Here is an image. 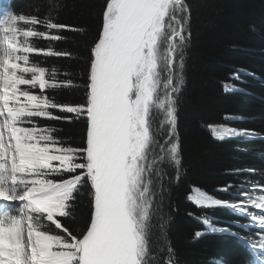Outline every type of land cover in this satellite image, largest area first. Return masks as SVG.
<instances>
[{"label": "snow or ice", "instance_id": "obj_1", "mask_svg": "<svg viewBox=\"0 0 264 264\" xmlns=\"http://www.w3.org/2000/svg\"><path fill=\"white\" fill-rule=\"evenodd\" d=\"M187 11L184 0H105L91 47L86 106L52 102L44 91L57 83L46 79L44 67L29 63L28 54L44 51L31 46L29 38L62 37L31 27L42 23L35 16L5 11L0 17V203L10 206L0 213V264H152L154 177H162L163 162L177 167L181 162L175 94L183 84ZM20 22L29 27L21 28ZM43 23L48 30L69 27L50 18ZM37 87L40 94L31 91ZM54 108L86 115V146H63L50 129L36 125L33 118L65 119L49 111ZM153 108L164 110L163 144L152 131ZM209 127L220 140L257 135ZM64 173L73 175L51 178ZM85 182L92 201L81 238L57 217L70 215V202ZM193 192L189 199L198 207L222 203L199 189ZM226 206L246 212L259 225L264 249V194ZM249 208L260 210L259 215ZM45 220L59 232L43 230Z\"/></svg>", "mask_w": 264, "mask_h": 264}, {"label": "trees", "instance_id": "obj_2", "mask_svg": "<svg viewBox=\"0 0 264 264\" xmlns=\"http://www.w3.org/2000/svg\"><path fill=\"white\" fill-rule=\"evenodd\" d=\"M104 3L0 0V17L5 11L35 16L42 23L31 27L62 37L56 41L29 38L31 46L44 51L28 54L29 63L44 67L46 79L57 83L47 87L44 94L58 105L87 104L91 47L101 28ZM184 4L188 11L184 14L187 42L183 47V84L175 94V139L179 141L181 162L178 167L163 162L162 177H154L157 195L150 259L152 264H263L264 254L258 250L262 235L259 225L246 212L226 205L264 194V0H184ZM45 18L69 27L48 30ZM20 27L29 25L20 22ZM47 51L54 54L47 55ZM31 91L40 94L38 87ZM49 111L65 119L33 118L38 127L50 129L63 146H86V115L58 108ZM152 115L153 134L163 144L168 128L162 124L164 111H152ZM224 124L257 135L214 139L209 126ZM69 175L73 174L51 178ZM193 188L222 203L207 209L196 206L189 199ZM74 195L70 215L57 219L82 237L90 222V183L81 184ZM42 229L59 232L46 220Z\"/></svg>", "mask_w": 264, "mask_h": 264}, {"label": "rangeland", "instance_id": "obj_3", "mask_svg": "<svg viewBox=\"0 0 264 264\" xmlns=\"http://www.w3.org/2000/svg\"><path fill=\"white\" fill-rule=\"evenodd\" d=\"M165 76H166V74H165ZM161 97H163V89H161ZM157 110H163V109H159V108H153V110L152 111H157ZM164 111V110H163ZM220 126H226V127H230L229 125H226V124H224V125H220ZM217 127H219V126H217ZM231 128V127H230ZM209 130H210V132H211V128L209 127ZM211 134H212V132H211ZM212 136H213V134H212ZM214 137V136H213ZM231 138H242V137H231ZM231 138H228V137H226L225 139H231ZM214 139H216V140H220V139H217V138H215L214 137ZM224 140V139H223ZM194 189H196V188H193V190ZM192 195H194V192L192 191V193H191V195L190 196H192ZM191 201V200H190ZM191 202H193V201H191ZM194 203V202H193ZM195 204V203H194ZM6 205V204H5ZM9 206V205H8ZM215 207V206H214ZM18 215H19V213L18 212H16Z\"/></svg>", "mask_w": 264, "mask_h": 264}]
</instances>
